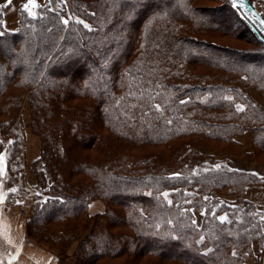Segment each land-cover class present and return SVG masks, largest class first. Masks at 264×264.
<instances>
[{
    "label": "trees",
    "instance_id": "1",
    "mask_svg": "<svg viewBox=\"0 0 264 264\" xmlns=\"http://www.w3.org/2000/svg\"><path fill=\"white\" fill-rule=\"evenodd\" d=\"M192 1L45 0L42 5L35 0V6L27 1L20 5L16 31L6 30L0 15V49L6 51L0 52V93L15 80L35 88L34 127L44 142L31 219L35 228L50 236L45 225L37 226L73 223L80 215L87 230L93 218L86 204L101 197L123 210L110 208L112 221L133 233L115 236L100 222L78 249L81 255L111 254L125 245L184 264H245L253 244L264 252V204L245 197L264 177L233 166L229 154H199L202 137L236 146L246 130L254 132L256 154L264 152V110L234 108L235 96L245 102L252 86L264 97V36L230 0L224 1L232 16L224 23L218 21L220 10L204 12ZM248 1L264 17L254 0ZM148 4L153 6L143 14L140 35L131 21ZM72 13L87 16L88 26L69 21ZM26 22L33 23L26 29ZM217 24L230 33L240 25L259 46L222 49L199 39L201 30ZM195 65L212 73L200 76ZM66 84L75 89L71 95L89 96L93 104H68ZM12 123L2 117L0 134L11 133ZM104 130L110 136L102 135ZM87 141L100 143L97 152L107 155L83 157ZM12 142L0 146V154ZM155 145L168 150L169 163L121 149Z\"/></svg>",
    "mask_w": 264,
    "mask_h": 264
},
{
    "label": "rangeland",
    "instance_id": "2",
    "mask_svg": "<svg viewBox=\"0 0 264 264\" xmlns=\"http://www.w3.org/2000/svg\"><path fill=\"white\" fill-rule=\"evenodd\" d=\"M27 1L29 2V0L22 1L18 6V11L14 14L16 18H14V23L11 25H14L16 28L13 31H16L20 27V5ZM37 1L42 5L45 3V0ZM66 1L68 2L70 0ZM5 2L7 0H0L2 22L5 12L12 5L4 6ZM192 3L197 9H202L204 12L215 13L220 10L221 12L219 14L217 13L220 17L218 18L219 22H229V19H231L232 14L227 9V4L224 0H193ZM254 4L264 14V9L256 1ZM148 5L140 13L138 12L131 21V24L136 25L138 28V34L140 33V35H142V30L139 28V25L146 18V15L143 14L148 12L153 6L152 4ZM141 14L144 16L143 18L141 17L142 19L139 17ZM74 16L73 13L72 15H68V20H75L78 21L76 22L77 24L88 26L89 21L87 16H83L84 18ZM208 17L211 18V14ZM29 23L33 22H26V29ZM188 23L190 27L195 28L194 24H191V22ZM2 24L4 26V22ZM219 24H217V28L200 29L202 35L199 39H204L208 45L222 49H256L259 46L255 40L247 37V32H241L239 29L241 28L240 25H236L235 30L230 33L228 30L220 29ZM4 28L12 31V29H8L5 26ZM123 43L124 46L127 45L128 40H125ZM0 52L6 53L4 49H0ZM116 58L115 61L118 60V57ZM194 70L200 76L205 73H212L207 66L195 65ZM61 71L65 74L67 72L65 70ZM17 80H20L19 75L17 76ZM15 81L8 85L5 91L0 93V108L3 107V113L0 114V119L2 117H11L13 120L12 124L15 125L13 129H9L11 133L2 132L0 134V146L6 143L9 144L13 139L8 151L1 152L0 154V264H184L176 260L155 257L140 250V248L130 250L125 245L119 251L111 254L106 253V251L98 252V255L96 254L95 257L84 256L78 253V249L84 244L83 241L92 235L91 232L94 230L93 226L100 222H103L108 232L115 236L121 235L124 232L133 234L127 225L112 221L113 217L110 208L118 214H123V210L101 197H93L86 204L87 216H92L93 218L88 223L89 228L87 227V230L83 228L86 223L84 224V221L81 220L82 216L80 215L76 217V220H72L74 221L73 223L65 224L66 222L62 221H48L41 226H37L41 228L45 225L53 234L50 236L42 234L37 230L38 228H35L31 219L34 217L35 213L33 212V208L37 202V192H35V186L39 178L37 174L41 171V167L45 165L44 142L40 131L34 127V112L31 105L33 100L31 95L35 92V88L28 90L27 84ZM66 86H68V90L63 100L68 104L75 105L78 108H82L87 104H93L94 101L89 96L71 95V91L75 89L69 84H66ZM247 94L249 96L247 98L243 95L245 102L240 98L241 101L238 96H235L234 108L239 113H243V111H260L259 109L264 110V97H262L263 92L261 90L252 86L248 88ZM241 118L239 117L238 119L242 120ZM247 131L252 132V139L248 137L251 140L250 142L247 141V146L245 147L243 143L244 139L246 140L245 134ZM102 132V135L106 134L110 136L107 131L104 130ZM80 133L83 134L84 132L80 131L78 134ZM236 139L239 141L238 145L232 146L226 142L212 140L209 137H202V142L200 143L202 152H199V154L211 155L214 152L222 155L226 153L232 156V164L235 167L242 169H260L261 164H264V156H262L264 152L256 154L254 151V132L252 130H246L240 136L238 135ZM86 143L85 147L87 148L80 149L83 157L93 159L95 156L104 158L107 155L104 150H101V153L97 152V147L100 143L97 144L96 142L93 146L91 141H87ZM121 149L123 151L144 155L159 156L168 163L171 161L169 159L170 153H166L168 150L162 145L139 146L134 148L123 146ZM154 162L160 165L158 160L154 159ZM81 176V173L74 175L71 180L73 182L79 181ZM196 222H201L200 214H197ZM70 231L74 232L75 236L67 235ZM252 249L253 255L247 257L245 264H249L252 258H254V264H263L264 252L259 251L256 244H253ZM168 251H171V249L169 248Z\"/></svg>",
    "mask_w": 264,
    "mask_h": 264
},
{
    "label": "crops",
    "instance_id": "3",
    "mask_svg": "<svg viewBox=\"0 0 264 264\" xmlns=\"http://www.w3.org/2000/svg\"><path fill=\"white\" fill-rule=\"evenodd\" d=\"M22 1L24 0H12L11 2L12 5L10 6V9L5 12L3 17L4 26L8 29H12V31L15 30L16 28L14 25H11L14 23V18H16L14 14L18 11V6ZM255 1L264 9V0H254V2ZM245 136H246V140L244 139L243 144H245L246 147L247 141L250 142V140L252 139V132L247 131ZM248 137H250L251 139H248ZM256 170L259 171L261 175L264 177V164H261L260 169H256ZM245 197L249 201L257 205L264 204V184L260 183V184L250 185L246 190ZM249 264H254V258H252Z\"/></svg>",
    "mask_w": 264,
    "mask_h": 264
},
{
    "label": "water",
    "instance_id": "4",
    "mask_svg": "<svg viewBox=\"0 0 264 264\" xmlns=\"http://www.w3.org/2000/svg\"><path fill=\"white\" fill-rule=\"evenodd\" d=\"M230 1L233 3V0ZM234 6L241 9L244 15L249 18L257 30L264 36V17L258 12V10L248 0H236Z\"/></svg>",
    "mask_w": 264,
    "mask_h": 264
},
{
    "label": "snow or ice",
    "instance_id": "5",
    "mask_svg": "<svg viewBox=\"0 0 264 264\" xmlns=\"http://www.w3.org/2000/svg\"><path fill=\"white\" fill-rule=\"evenodd\" d=\"M11 2V0H9V3ZM29 3H31L33 6H35V0H29ZM233 4L235 5L236 4V0H233ZM25 8H27V5L24 6ZM67 22V21H65ZM219 167V166H217ZM222 221L225 219L224 217H221L220 218Z\"/></svg>",
    "mask_w": 264,
    "mask_h": 264
}]
</instances>
